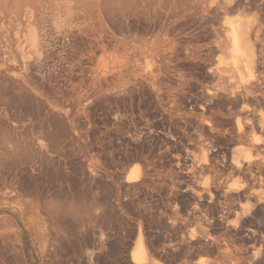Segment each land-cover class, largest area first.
Instances as JSON below:
<instances>
[{"label": "bare ground", "instance_id": "1", "mask_svg": "<svg viewBox=\"0 0 264 264\" xmlns=\"http://www.w3.org/2000/svg\"><path fill=\"white\" fill-rule=\"evenodd\" d=\"M139 93L165 117L185 116L196 137L194 156L183 162L194 203L190 240L205 252L220 246L202 208L222 204V228L244 229L252 242L242 256L230 237L221 239L222 264H264V0H0V264L24 238H36L41 255L60 251L71 237L85 249L84 264H96L112 231L106 213L115 206L124 218L122 193L132 183L144 186L152 169L135 154V164L114 177L102 146L121 127L120 116L99 138L91 112ZM214 136L234 147L213 148ZM215 155L233 181L215 174ZM102 179L117 183L114 205L94 192ZM80 188L91 195L86 206L74 203ZM140 226L126 262L156 264Z\"/></svg>", "mask_w": 264, "mask_h": 264}, {"label": "rangeland", "instance_id": "2", "mask_svg": "<svg viewBox=\"0 0 264 264\" xmlns=\"http://www.w3.org/2000/svg\"><path fill=\"white\" fill-rule=\"evenodd\" d=\"M182 65H183V67L186 66L183 69L187 73H189L190 75L195 74L197 71L196 67H194L191 64L187 65V63H185V64L182 63ZM190 80H192V79H190ZM190 92L191 91H189V90H185V93H186L185 95L187 96V94H189ZM131 97H132V99H131ZM110 100H106L105 101L106 103L104 102L103 104L97 105V107H95L93 109V111L91 112V119H93L94 121L96 120L97 122L96 121L95 122L98 124V127H97L96 131L94 130V133L96 132L95 136H99V138L104 136L101 133V132H104V129H105V127H103V126H105L106 124L111 125L110 122L112 123L114 114L117 115L118 117L120 116V119L118 118V121H119L118 124L121 127L117 128L116 131L111 130L110 134H108L105 137L104 145L102 146V148L104 147L103 151L111 157V158L109 157V160L110 159L111 160L108 164V167H111V168H108V169L110 170V172H112L114 174V177H116V176L121 177V176H123L124 173H126V171L129 168H131V166L133 164H135L134 162H136V161H134L133 158L136 155L140 156L141 154H144L149 159L148 161L151 164L149 168L152 170H150L151 173L149 172V175L147 178L148 180H147V182H145L144 186L141 185V186L137 187V186H133L134 183H132L130 185L131 187L129 186L127 188V190L122 193V199H123L122 202L123 201L124 202L122 203V207H121L122 210L120 209L119 212H120L121 216L124 218H121L118 216V212H116L115 206H114V211H109L106 213V216H108L107 218H110L109 221L111 220L110 221V223H111L110 229L112 231L110 230L111 231L110 235H109L110 237H108L106 239L105 248L103 250V253L106 256L102 255L103 253H101L99 259L97 260L98 262L96 261V264H121V263L122 264H128L126 261L129 258L128 257L129 251L132 248L131 243L134 241V237H135L134 231L137 230L140 225H141L140 227H142V228L144 227L143 228L144 230L147 229L145 232H146L152 246L154 247V249L157 252V254L154 255V258L156 257L155 258L156 260L154 259L156 261V262L154 261L156 264H158L157 261H159V264H167V263L169 264L170 261H171L170 264H194L198 260H200L201 258H204V257L209 260L208 261V262H210L209 264H212V263L213 264H222L221 248H222V241L223 240H221V239H223L224 237H225V239L227 238L229 240H231V239L233 240L234 243L232 241L231 242L233 243L232 245L235 246L234 247L235 250L233 249L234 251L237 250L236 252L240 253L242 256H246L250 250V246L252 243L251 239L249 240V238H247L246 233L243 231L244 229L233 232V230H231V229L229 231H226L222 228L221 224L217 220V218L220 215L219 213H221V211H222V207H221L222 204H220V205L217 203L207 204V206L205 205L206 207L204 206L202 208V211L204 210V212H205V213L202 212V214H205L206 216H208L207 218L209 220H212L211 224L214 222L213 223L214 225L213 224H212L213 226L211 225L212 226L211 227V229H212L211 234H213L212 236L216 239L218 237L219 238L221 237L220 239L218 238V241L220 242V246L218 248L215 247L216 249H214V246H211L206 251L207 252L206 253L205 250H203L204 249L203 245H201L199 243L196 244V242L194 243V241L190 240L189 234H191L190 232H192V228H193V224H192L193 222L191 221L192 220L191 212H192L194 203H193L192 198H191V193L187 189L189 187V183H190V180H189L190 176H191V174L189 172L190 169H188L189 166L187 167V165L186 164L184 165L183 162H184V160H187L188 158H191L192 156H194V153H192V152L194 151L193 150L194 149L193 143H195L196 137L193 134V130H192V127L190 126L189 120L187 118H185V116H183L182 114H176V113H174L175 115H173V117H171V119L168 118L167 116L165 117L164 115H162L161 111H159L156 108L153 100H151V98L149 96H147L146 93L145 94L144 93L133 94L129 97L128 96L120 97L118 99L117 98H110ZM154 106H155V108H154ZM117 109H119V110H117ZM98 120H100V121H98ZM145 122H147V123H145ZM168 124H169V126H168ZM184 124H186V125H184ZM171 128L173 129V131ZM164 131H166V132H164ZM188 131L191 133H188ZM184 132H185L186 136H188V137L185 136ZM169 133H171V134H169ZM166 135H168V136H166ZM170 135H172V136L174 135L175 137L174 136L170 137ZM111 137H112V139H111ZM184 137H186V138L184 139ZM128 138H129V141H128ZM178 138H179V140H178ZM223 138L221 136H214L211 140L212 147L213 148L222 147V149L223 148L231 149V147L232 148L234 147V144H232L233 142L229 138H227V140L225 137H223ZM213 139H215V140H213ZM228 141L230 143H228ZM171 142H174L175 145H174V143L172 145ZM114 143H116V144H114ZM189 143H191V144H189ZM174 146H175V148H174ZM184 146H186L185 147L186 149L184 148ZM124 150H126L127 153ZM123 151L127 155V157H125L124 159H123V154H124ZM164 151H165V153H164ZM186 151H188V152H186ZM121 152H123V153H121ZM184 154H186V157ZM173 155H174V157H173ZM188 156H190V157H188ZM171 158H172V160H171ZM213 159H214L213 162L215 165L214 167L217 168L215 170V171H217V173H215V174L220 176L219 179H222L223 177H225L222 180H224V181L228 180V182H230V180L233 181L234 177L231 178L228 175L229 173H227V172H229V169H228V166H226L224 163L223 156L221 157L220 155H218V156L215 155V156H213L212 160ZM114 161H116V162H114ZM222 164H224V166ZM181 166H183V167H181ZM182 169H184V170H182ZM116 170H118V171H116ZM116 174H118V175H116ZM116 178H115V180H117ZM100 181L99 182L101 184L98 183L97 188L95 187L94 188L95 190L94 189H92V190H94V192L99 197L105 196V198L109 199L110 202L113 200L114 203H112V204L114 205L116 200L112 199L110 197L115 198L116 191H117L116 181L110 182V180L105 181L104 179H102ZM107 182L109 184H107ZM112 186H114V188ZM109 187H110V189H109ZM76 191H77V196L75 194L76 198H74V203H77V202H78V204L81 203L80 204L81 206L88 205V203L91 199V195L87 191L83 194L78 193L81 191V188L76 190ZM184 191H186V192H184ZM103 193H105L107 195H103ZM112 193H114L115 195ZM110 194H111V196H110ZM75 199H77V200H75ZM61 200H62V198H61ZM64 200H65V198H64ZM220 208H221V210H220ZM115 215H116V217H115ZM217 215H218V217H217ZM212 216L214 219L212 218ZM171 217L173 219H171ZM89 219H88L89 222L87 223V227L89 226L90 229L89 228L88 229L89 230H95V228H96L95 224L96 223L94 221H92L91 218H89ZM217 221H218V223H217ZM228 232H230V234H228ZM222 233H223V235L225 234V236H223ZM228 237H230L231 239ZM263 237H264V235H263ZM69 240L67 241V243H65L63 245L64 247L59 248L60 251H58V249L53 253L50 251H44V252L41 251V255H40V251H38L40 249V247L38 246L36 238L32 239V240L29 238H24V240H23L24 244L22 245V247H20V248L17 247V252L15 253L17 256L15 254H13L12 256L11 255L8 256L9 255L8 254L6 257V261L11 263V264H22V263H19V261H22L21 260V258H22L23 262H24L23 264H47V263L48 264H61V263L62 264H75V263L76 264H80V263L84 264L85 262L82 260H83V255H84L85 249L83 247L78 246V244H76L73 241L74 239L72 237H71V239L69 238ZM188 241L190 243H188ZM127 246H128V248H127ZM158 249H159V251H158ZM213 251H215V252H213ZM223 251H225V249ZM49 252H50V254H49ZM47 253L49 254V258H48ZM54 253H57L58 255H56V254L54 255ZM42 255H43V257H42ZM55 256L58 258H56ZM79 256H80V258H78ZM45 257H47V258H45ZM18 258H20V260ZM123 258H124V260L125 259L126 260L123 261ZM17 260H19V261H17ZM48 260H50V262H48ZM45 261H46V263H44ZM59 261H60V263H59ZM217 261H219V262H217ZM9 263H7V264H9Z\"/></svg>", "mask_w": 264, "mask_h": 264}]
</instances>
